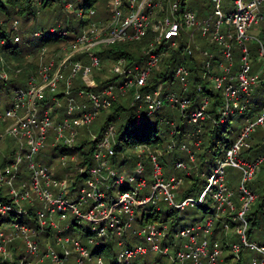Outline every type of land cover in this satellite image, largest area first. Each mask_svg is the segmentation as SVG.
<instances>
[{"label":"built area","instance_id":"built-area-1","mask_svg":"<svg viewBox=\"0 0 264 264\" xmlns=\"http://www.w3.org/2000/svg\"><path fill=\"white\" fill-rule=\"evenodd\" d=\"M122 1L107 0L105 7L110 12L106 20L93 18L95 9L88 8V24L73 39L61 40L54 49L41 45L35 53V71L27 74L22 86L12 87L10 104L0 107V125H3L0 141L4 136H10L16 142L0 168V185H6V195L16 206L0 200V213L13 208L26 214L25 207L18 203V199L29 205L36 200L41 203L34 208V224L4 221L0 229L1 259L11 260L10 249L16 247L15 239L19 238L22 251L19 252L17 264H31L44 259L54 264H66L71 251L73 264H86L84 260L88 252L81 241L82 233H73L68 211L75 224H84L87 242H96V237H116L119 246L116 256L121 264H147L143 259L132 263L131 258L148 252L168 256L167 264H264V244L248 239L245 216L255 198V193L246 182L260 169L264 161V148L250 156L243 152L250 145L248 138L252 132L264 125V101L256 111L250 109L253 104L250 91L264 79V43L249 33L250 28L263 18L260 8L264 6V0H232L233 8L226 15L219 8L221 0H211L214 19L212 16L199 18L190 7L178 12V0H165V3L163 0H124L125 5ZM63 2L65 12L71 11L81 17V8L74 9L70 2ZM64 11L62 9L65 14ZM223 19L225 26L221 28ZM17 24L18 20L13 19L11 26L15 31ZM148 30L152 36L147 46L141 49L143 63L128 65L122 57L109 61L108 71L119 76V80L98 87L95 80L98 74L93 71L100 69L101 61L95 50L116 41L137 40ZM179 30L184 32L187 39L180 52L181 59L196 52L203 67L201 78L220 92L221 102L217 116L211 118L212 124L223 126L230 114H244L242 126L216 160V165L206 176V182L196 196L174 198L183 176L163 174L159 158L163 149L160 147L133 144L138 149L133 155V164H130V168L119 167L113 160L116 126L112 123H107L100 132L96 146L90 153L92 162L86 167L78 166V173L85 170L86 176L74 190L67 178L52 175L50 169L36 157L46 137L51 138V147L72 144L79 127L89 125L99 110L107 109L118 97L128 92L129 104H135L137 110L143 108V111H137L135 124L143 118L157 115L161 106L166 104L195 125L191 134L200 131L198 122L209 118V99L202 94L198 104L185 113L191 100L188 96L189 70L184 60L173 68L177 90L172 87L165 90L161 81L153 87L148 86L149 75L163 56V51L157 50L158 45L164 39H169V45H172V38L179 34ZM195 30L206 44L212 46V51L204 48L203 43L194 41ZM32 34H55L64 38L68 30L64 26H51L47 31L35 30ZM14 40H18L16 34ZM246 41L250 44L254 41L256 55L250 51ZM216 47L219 56L214 52ZM233 48L239 52L237 61L232 57ZM0 77L5 79L6 73L0 71ZM160 120L169 123L172 127L169 132H174L173 121L161 116L157 122ZM94 136L92 134L91 138ZM170 140L166 144L168 150L175 147L172 138ZM199 141V137H195L191 143L198 147ZM260 141L264 144V136ZM178 145L187 159L176 157L173 165L189 175L195 152L187 142L181 141ZM58 154L61 157L68 153ZM70 155L75 158V154ZM127 157L123 155L122 159ZM21 162L25 172L20 168ZM224 164L240 170L237 208L231 199L232 190L224 179ZM145 172L150 177L149 190L141 193L140 190L147 184ZM19 173L26 174V177L16 179ZM114 186L117 189L113 194ZM206 194L211 198V213L192 225L177 228L174 237L178 242L173 252L168 253L169 245L161 243L167 230L166 223L148 220V214L153 210H162L160 202H163L165 206L175 208L181 216V210L186 205L206 201ZM226 211L228 214L224 217ZM135 217H138L139 223L133 226ZM216 219L221 230L213 234ZM45 229H51L53 242L61 247L60 253L48 242L39 251L36 236ZM128 235L142 236L145 242L129 244L126 240ZM221 235L223 238H220ZM17 248L20 249L19 245ZM96 264H103L99 255L96 256Z\"/></svg>","mask_w":264,"mask_h":264},{"label":"trees","instance_id":"trees-1","mask_svg":"<svg viewBox=\"0 0 264 264\" xmlns=\"http://www.w3.org/2000/svg\"><path fill=\"white\" fill-rule=\"evenodd\" d=\"M178 1H179L178 12H180L182 9L186 7L185 0H178ZM53 2L54 0H38V1L37 0H5V4L7 6H11V8H9V7H5V5H3L2 2L0 1V13H2V18L0 20V39L2 40V42L0 43V71H4L6 73L5 79L0 77V88H7L6 86H9L6 85L5 83H9L13 87L20 86L17 84L20 83L21 79H25L28 73H32L35 71L36 60L35 63L33 61L23 62V55L25 54L28 55L34 51L36 53V51L41 45L45 46V45H51L53 43L54 45L57 46L58 43L61 42V40L73 39L74 36L88 24V14L86 10L92 6L94 0H90V1L84 0L81 3V9L83 10V12L81 17L76 19L75 21L76 23L74 25L67 23V21H64L63 23L64 28L68 30V35H66V37L61 38L60 36H57L55 34H47V35H39V36H34L32 34L33 31L35 30L40 32L47 31V29L49 28L48 27L47 29L44 28L30 29L28 36L22 35L23 37L20 38V41L19 39L15 41L14 36L15 34L16 36H18V34L16 33L15 30H13L11 26L12 20L15 19L14 17L19 15L24 20H28L34 16L35 11H37L38 9V5L45 7L51 5ZM58 2L60 3V8H62L63 0H58ZM163 3H165V0H163ZM122 4L125 5L124 0L122 1ZM6 9H10V10L6 11ZM195 10L198 14L199 9L198 10L195 9ZM70 14H71V18L73 17V15L76 18V14L74 12H71ZM96 17L100 18L101 20L108 19L109 15L107 9L104 7L100 11L95 10V14L93 15V18ZM151 36H152V32L148 30L147 33H145L137 40H126L123 42L116 41L108 46L99 47L98 49L95 50V52L98 55L101 63L104 60L111 61L115 58L122 57L126 60V63L128 65H134V64L141 65L144 60V55L141 49L147 46V44L151 39ZM172 40L174 41L172 45H169L170 42L169 39H164L158 45L157 50L163 51V56L157 67L150 73L148 86L153 87L154 85H156L158 81H161L165 90L171 87L173 89L172 85L175 80L173 77V68L179 62H182V60H184L189 70L188 96L191 100L190 105L188 106V108L185 109V113L189 112L198 104V99L202 94H205L209 99L208 107H207V113L209 115V118H205L203 121L198 122L200 127V131L198 133L195 134L190 133L194 129V126L192 128V126L186 122V118L182 116L179 112H178L179 122L176 123V121H173L171 116L167 115L168 112L166 110H164L162 115L161 114L160 115L161 117H163V119H166L168 121H173L174 123L173 133L169 132L172 129L169 123H163L162 125L157 122V119L153 121H149L148 118H143L138 124H135L134 117L137 111H143V108L141 110H137L135 104H129L130 92H128L123 97H118V99L108 107L109 109H111V112L107 114L106 118L104 119L103 125L100 127L99 133L95 134L93 138L90 139L80 138L79 141L77 140V142L75 143L73 142L70 145L58 144L56 148L51 147L50 144L48 146H44L43 148L40 149V151L43 153L38 157L39 162L42 165L49 167L48 164L49 162H51V159L57 157L59 155L58 153L64 152L68 154L70 153L75 154L76 159L74 160L77 161H72L71 163L76 162L79 165H83L85 167L88 166L92 162L90 158V153L96 146L100 132L107 123H111L112 121L114 120L116 121L117 119H119V124L116 126V130H115L116 142L114 144L115 152L113 155V160L116 162V164L119 167H121L123 163L124 166L127 163L125 161L129 160V159L127 160L122 159V156L124 155L122 153L125 146L133 145L136 143H145L148 144L150 147L157 146L163 149L162 157H164L166 161L169 163L170 169H174L173 160L176 157L187 159L185 152L178 149L179 146L178 143L184 141L190 144L193 138L199 137L200 141L198 146L202 147L203 150L201 152H197V154L195 150L194 153L195 155L194 162L196 157L198 159V167H197L198 173L197 175H195L194 173H192L193 170H191V173L189 175L183 174L182 171L181 173L177 172V174L180 173L178 175L184 177L182 179L183 182L180 186V189L176 195V199H180L185 195H193V193L195 192L197 194L200 191V189L204 186L206 182V176L212 171L213 167L216 165V160L222 155L225 147H227L230 144V142L233 140L234 137L230 138L221 134L222 131H227V127L229 126V120L223 126H215L212 124L211 118L217 116L216 112L218 106L220 105L221 98H220V92L216 89H213L210 83L206 79L201 78V72L203 71L201 58L196 55L197 54L196 52H194L193 54L188 55L183 59H181L180 56L181 49L187 43V39L183 31L179 30V34L174 36ZM205 44L202 45L204 48L209 50L210 48H212V46ZM52 49H54V47ZM16 69H18L17 72H15ZM95 80L97 81L98 87H101L109 82L118 81L119 76L112 75L110 77H104L101 75H95ZM165 107L167 106L165 105ZM170 109H175V108H170ZM257 109L258 107L252 109V111H256ZM87 126L79 127L77 135L79 134L80 129L83 130L87 128ZM253 133L254 131L252 132V134ZM252 134L249 137H251ZM172 136H174L175 147L172 150H168L166 144L169 141H171L170 139L172 138ZM85 146L87 148L83 149L82 147ZM263 148H264V144H262L261 141L256 140L253 141V143L250 146L244 148L243 152L246 156H250L256 152L262 151ZM4 162H5V158H2L1 163L3 164ZM190 163L192 167V162ZM193 165H195V163H193ZM261 168H263L264 170V167L260 166V169ZM199 172H202L201 174L204 176L203 179L199 177L200 174ZM50 173L54 176L59 175L58 171H50ZM72 176L73 179L70 182V187L72 188V190H74V188L80 182H82V179L86 176V171L82 170V172L80 173L77 172L74 175H71V177ZM22 177H26V174L19 173L16 176V179H20ZM255 177L256 176H254L253 178ZM252 179L248 180L246 184L250 189L255 190V187L257 186L254 184L256 183V179H254L253 181ZM261 182H262V189L256 194L253 202L250 204L245 214L249 226L246 231V234H249L251 227L256 224V219L258 215H262V217H264V214L261 211L264 207V181L262 180ZM120 188L122 189L123 187ZM231 190H232L231 199L234 202L235 207L237 208L239 206L237 187L234 189L231 188ZM205 197H206V201L194 205H189L199 208L200 211L202 212L201 216L203 214L207 215L211 213L212 210L210 204L211 198L208 196V194H206ZM0 200L11 203L13 207L16 206L15 203L10 201V198L7 197L5 189L1 190L0 188ZM34 206H35L34 204L32 205L28 204V206H25L26 214H22L20 212H17L15 209L11 208L10 210L6 211L5 218L6 220H16L19 222L27 223L29 225L34 224L35 222L34 209H33ZM251 207H253V209ZM227 214L228 212L226 211L224 217L227 216ZM148 217L166 223L167 230L161 240V243L168 244L169 246H172V248H174L177 244L176 238L174 237V232L177 229L176 227H174L176 223L175 220L179 217H182L178 215V211L171 206L169 207L165 206L160 211L153 210L152 212H150V214H148ZM3 219L0 218V226L4 223V221H6ZM74 221L75 220L73 216H71L69 218L70 224H75ZM168 222L170 223L168 224ZM136 224H137L136 222L135 223L133 222V226H136ZM218 230H221V226L219 224V220L216 219L214 221V226L212 228L213 234H215V232H219ZM47 231L48 233L50 232L49 229H47ZM232 237L234 238V236ZM220 238H223V236L221 235ZM96 240L98 245L94 248L93 251L96 252L97 255L101 256L100 252L102 251V249L108 248V254H107L108 262L109 264H115L116 262L115 255L117 249L116 250L112 249L111 241H115L116 243L117 238L96 237ZM126 240L129 244H132L134 242H141V243L145 242L142 236L140 237V236L128 235L126 237ZM42 250L43 247L42 248L39 247V251ZM143 255L144 257L142 258L144 261H146L147 264H161L160 263L162 260L161 256L163 255H161L160 253L154 254L153 252H148ZM18 256H19L18 253L16 252L13 253L14 260H16ZM40 262L41 261H37L31 264H39ZM0 264H16V263L15 262L11 263L7 259H1L0 257Z\"/></svg>","mask_w":264,"mask_h":264},{"label":"rangeland","instance_id":"rangeland-1","mask_svg":"<svg viewBox=\"0 0 264 264\" xmlns=\"http://www.w3.org/2000/svg\"><path fill=\"white\" fill-rule=\"evenodd\" d=\"M2 2L3 5H5V7H9L11 8V6H7L5 4V0H0ZM38 1V0H37ZM67 2H70L72 4V6L75 8H81V3L84 0H66ZM90 1V0H89ZM107 2V0H94V2L92 3V6L95 10H101L102 8L105 7V3ZM63 3L62 2V8H60V3L58 2V0H54V2L49 5V6H45L42 7L40 5H38V9L37 11H35L34 16L28 20H24L21 16H16L14 17L15 19L18 20V24H17V31L16 33L18 34V39L20 41V38L23 36H28L29 35V30L30 29H40V28H44L47 29L48 27L51 26H64V21H67V23H70L72 25H74L76 22V19H78L79 17L73 15V17L71 18V11L65 12L64 8H63ZM185 6L186 7H190L191 9L195 10V9H199V13L197 14V16L199 18L201 17H207V16H212V8H213V3L211 0H185ZM107 9L108 12H110V9L105 7ZM220 10L223 12V15H226L227 13H229L232 8H233V3L232 0H221L220 5H219ZM65 12V14L62 12ZM261 13L263 18L259 20V22L256 25H253L250 30L249 33L257 36L258 38H260L263 43H264V6H262L261 8ZM10 9H6V11H9ZM196 11V10H195ZM2 18V13H0V20ZM65 18V19H64ZM215 17L212 16V19H214ZM13 19V18H12ZM225 26V19H223V23L221 25V28H223ZM23 35V36H22ZM194 41L198 42V43H203L205 44L206 41L200 37V35L198 34V31H194ZM246 44L248 45L250 51H252L255 55H256V45L253 41V43H248L246 41ZM206 45V44H205ZM208 45V44H207ZM49 49H52L53 47L55 48L56 45H54L53 43L51 45H46ZM215 47V46H213ZM209 50V49H208ZM210 50L212 51L213 49L210 48ZM214 52L216 55L219 56L218 52H217V47L214 48ZM30 53V52H29ZM239 56V52L236 48H233L232 50V57L235 61H237ZM24 61H33L35 63V51L30 53V54H25L23 55V62ZM100 69L99 70H94L93 73L104 76V77H110L112 76L111 72L108 71V68L110 66V62L109 61H102V63L100 64ZM11 74V73H10ZM23 81L24 79H22V82L18 83L17 85L22 86L23 85ZM7 88H0V107L3 108L5 106H8L10 104L11 101V89L13 86H11L9 83H5ZM173 89L177 90L178 89V84L176 81H174L173 83ZM250 99L252 100V106L250 107V109H254L256 107L259 108V106L263 103L264 101V79H262L260 81V83L254 87H252L251 91H250ZM166 104H163L160 108V111L158 112L157 115H154L152 117H150L148 120L149 121H153L156 120L157 118H159L162 115V112L164 110H166L168 113L167 115L171 116V118L173 119V121H176V123L179 122L178 117H179V113L178 110L176 109H170L167 107H165ZM61 110H62V101H61ZM111 112V109H103V110H99L95 116V118L91 121V123H89V125L87 126V128L81 130L79 134L77 135V137L75 138V142H77V140L79 141L80 138H86V139H90L92 137V134H97L100 131V127L103 125L104 119L106 118L107 114H109ZM161 114V115H160ZM243 117L244 114L243 113H232L229 116V126L227 127V131H222V135L233 138L237 131L239 130V128L242 126L243 124ZM187 122V121H186ZM112 124H114L115 126H117L119 124V119H117L116 121H112ZM158 123L162 124V121L160 120ZM189 125L194 126L195 125L192 123L187 122ZM187 124V125H188ZM188 125V126H189ZM161 126V125H160ZM3 127V125H0V130ZM194 130V129H193ZM192 130V131H193ZM264 136V125L263 126H259L254 133L252 134L251 137L248 138V142L251 145L253 143V141H260V138ZM253 137V138H252ZM251 138V139H250ZM51 138L50 137H46L45 141H44V146H48L49 145V140ZM172 140L174 141V136H172ZM175 143V141H174ZM16 145L15 140L10 137V136H4L2 138V140L0 141V168L2 167V158H5V156H7L10 152V150L12 148H14ZM249 145V146H250ZM189 146L191 147V149L196 150V154L197 152H201L203 150L202 147L198 146L196 147L195 145H193L191 143V145L189 144ZM42 147V148H43ZM83 149H86L87 147H82ZM202 148V149H201ZM138 151V149L134 146V145H128L125 146L123 153L124 155L128 156L126 158L129 159L124 166L122 164L123 167H126L128 164H133V155L134 153H136ZM43 152H41L40 150L38 152H36V157L38 158ZM132 155V156H131ZM162 155L159 156L160 158V162L162 164V172L163 174H175L178 175L181 173V169L180 168H176L174 167V169H170L169 167V163L166 161V159ZM76 159L71 157L70 154H64L63 156L59 157H55L51 159V162H49L48 164V168L50 169V171H58L59 175L57 176H64L65 178H67V180L69 182L72 181L73 176L71 177V175H74L75 173L78 172V166H80L78 163L74 162L71 163L72 161H77L74 160ZM69 163V165H68ZM195 165L192 164L191 170H193L192 173H194L195 175H197L198 173V159L196 157L195 159ZM263 166H262V165ZM260 164L261 167H264V162H262ZM67 167H66V166ZM148 165L146 162V169H148ZM24 164L21 162L20 164V168L22 169L23 172H25V169H23ZM65 169H64V168ZM128 168H130V165H128ZM205 170V169H204ZM177 172H180L177 174ZM223 172H224V179L227 182V185L229 188H236L238 183H239V177H240V170L236 167L230 166L228 164H224L223 165ZM55 173V172H54ZM146 173V187L143 188L142 190H140L141 193H143L144 191L149 190V181H150V177L148 176V173ZM56 176V175H55ZM256 177L252 179V181L254 179H256V183H254L255 185H257L255 187V190L251 189L254 193L255 196L256 194L262 189V180L264 181V170L263 168L259 169L255 175ZM184 177V176H183ZM199 177H201L202 179L204 178V176L200 173ZM183 182V181H182ZM185 182V181H184ZM253 183V182H251ZM184 186V185H183ZM182 186V188H183ZM1 190L6 191V185H4V183H1L0 186ZM117 189L116 186L112 187V191L113 194L115 192V190ZM178 193V192H177ZM195 194V195H194ZM194 196H196V192L193 193ZM232 195V194H231ZM176 199V197H174ZM18 203L22 206H28V202L26 203V201L24 202L23 200L18 199ZM35 207L39 206L41 203L40 201L36 200L33 203ZM194 205V204H193ZM160 206L163 209L165 207V204L163 202H160ZM33 208V209H34ZM253 209V207H251ZM262 213L264 214V207L261 210ZM5 213H0V218H4L3 220H6L5 218ZM202 212L200 211L199 208H196L195 206H189L186 205L185 208L183 209V211L181 210V216L175 220V226L176 228L182 227V226H188V225H192L193 223H196L198 221H201L203 219V217L205 216L204 214L201 216ZM201 216V217H200ZM67 217L70 218V213L67 211ZM200 217V218H199ZM137 220V222H136ZM148 220H154L152 218H148ZM9 222V220H6ZM136 223H139L138 221V217H135L134 220ZM157 221V220H154ZM134 222V223H135ZM170 222H168L169 224ZM4 223L0 226V229L3 227ZM84 225V224H83ZM79 226L77 224H73V233H82V238L81 241L84 244V246L87 249V257L85 258V263L86 264H96V256L97 253L94 252V248L98 245L97 242H87L86 238L84 236V226ZM137 225V224H136ZM248 225H247V229H248ZM50 232L48 233L47 229H45L44 231L40 232L36 237L37 240L39 241V247H44V243L48 242L57 252H61V247L56 245L53 240H52V234H51V229H49ZM230 234V231H228ZM47 234V235H46ZM248 239L255 241L257 243H262L264 244V217H262V215H258L257 219H256V224L254 226L251 227V230L249 232V234H247ZM16 247H14V249H10L11 251V260L9 259L8 261L11 263H16L18 262L19 256L17 257L16 260H14L13 258V253L16 252L19 254V252L22 251V245H21V241L19 238H16ZM176 241L178 242V239H176ZM19 245L20 249L17 248V246ZM69 248L70 245H68ZM111 247L113 250H116L119 248V246L117 245V243H115V241H111ZM172 246H168V253H172L173 252ZM117 251V250H116ZM251 252V251H249ZM154 254H158V252H153ZM107 254H108V248H104L102 249V251L100 252V257L102 258L103 264H109L108 259H107ZM116 256V255H115ZM142 257H144V255H137L135 257L131 258V262L132 263H138L140 261H142ZM162 260H161V264H167L169 262L168 256L163 255L161 256ZM30 259V257L28 258ZM66 264H73V252L71 251L68 259L65 261ZM39 264H54L53 262L49 261L48 259H44L43 261H41ZM115 264H121L120 262L117 261V256H116V262Z\"/></svg>","mask_w":264,"mask_h":264},{"label":"crops","instance_id":"crops-1","mask_svg":"<svg viewBox=\"0 0 264 264\" xmlns=\"http://www.w3.org/2000/svg\"><path fill=\"white\" fill-rule=\"evenodd\" d=\"M96 19H100V18H98V17H96ZM20 82H22V79H21V81ZM24 82V81H23Z\"/></svg>","mask_w":264,"mask_h":264}]
</instances>
